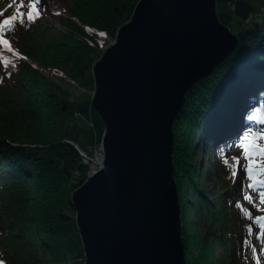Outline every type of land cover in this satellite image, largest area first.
I'll return each mask as SVG.
<instances>
[{
	"label": "trees",
	"instance_id": "obj_1",
	"mask_svg": "<svg viewBox=\"0 0 264 264\" xmlns=\"http://www.w3.org/2000/svg\"><path fill=\"white\" fill-rule=\"evenodd\" d=\"M139 1L65 0L59 23L67 32L60 37L53 36L42 18L47 11L43 0L38 3L40 15L31 21L26 16L27 0L23 4L11 0L0 15L3 21L18 10L25 13L23 24L18 18L4 29L16 54L0 46V261L4 264H85L71 197L84 182L87 167L76 146L88 151L97 142L94 123L91 128L75 116L79 111L71 88L78 85L88 99L92 97L93 67L120 27L131 20ZM250 20L239 48L187 94L174 124L175 178L187 264H264V229L254 219L264 216L260 210L264 206L257 200L264 188L250 189L243 169L233 178L235 167L224 163L230 154L240 156L234 143L239 134L264 129V16ZM28 61L63 73V82L50 81ZM196 146L211 164L218 161L209 184L198 173V156L193 160ZM248 195L253 200L244 198ZM193 206L202 211L204 234L191 230Z\"/></svg>",
	"mask_w": 264,
	"mask_h": 264
},
{
	"label": "water",
	"instance_id": "obj_2",
	"mask_svg": "<svg viewBox=\"0 0 264 264\" xmlns=\"http://www.w3.org/2000/svg\"><path fill=\"white\" fill-rule=\"evenodd\" d=\"M240 22L224 23L217 0H140L95 63L104 159L71 197L85 264H187L174 124L239 48Z\"/></svg>",
	"mask_w": 264,
	"mask_h": 264
},
{
	"label": "rangeland",
	"instance_id": "obj_3",
	"mask_svg": "<svg viewBox=\"0 0 264 264\" xmlns=\"http://www.w3.org/2000/svg\"><path fill=\"white\" fill-rule=\"evenodd\" d=\"M231 3V0H217V11L219 14L220 19L224 23H229L232 20H241L244 22L249 21L251 18H257L258 20H261L264 16V0H232V3L236 4L235 10H233L228 3ZM10 3V0H0V14L4 12ZM44 5L48 6L49 10L52 11L53 14H45L43 15L44 20H47V26H50V29H52V33L54 37H60L63 33H66L67 30L62 26V24L59 23V16H56L55 14H60L64 12L65 9V0H43ZM231 3V4H232ZM81 28H85L84 24L78 23ZM233 24H236L234 22ZM250 23H248V26ZM83 26V27H82ZM241 29H245L246 25L239 26ZM236 28V27H235ZM238 29V28H236ZM235 29V30H236ZM118 33V32H117ZM116 39H111L110 43L112 44L115 42ZM101 58V57H100ZM98 61V60H97ZM49 79V78H47ZM60 79H49L52 82L56 83H62L63 80ZM94 90L92 91L91 98H87L84 93V89L80 88L78 85L73 86L71 88V93L73 95V100L77 104L78 111L81 113L82 117L79 118L80 120H83V122L87 123L89 127L92 128V124L94 123V130L96 133L95 141L102 145L103 136L105 133V126L104 123L99 116V114L93 110L91 106V101L93 99ZM93 122V123H92ZM198 142V141H197ZM195 158L194 161H197V156L199 160V174L202 173L207 179L204 181L205 183H210L209 176L212 174L213 170L217 166V159L215 160V163H210L207 160V157H203V153L206 152L203 151L201 146H196L194 150ZM234 157H236L233 154H230L228 156V163L235 167V160ZM104 159V155H103ZM175 164V163H174ZM75 178V177H74ZM176 179V178H175ZM86 180V179H85ZM78 182V178L74 180ZM177 182V181H176ZM178 184V183H177ZM180 196V195H179ZM188 197L190 200L193 198L192 191L189 190ZM257 200H260V198H257ZM181 202V201H180ZM260 205V203H259ZM202 211L199 206H193L189 211V217L191 221H195V227H192V231H197L200 235L204 234V227L202 223ZM184 239V237H183ZM82 243V242H81ZM83 250V247H82ZM85 257V255H84Z\"/></svg>",
	"mask_w": 264,
	"mask_h": 264
},
{
	"label": "snow or ice",
	"instance_id": "obj_4",
	"mask_svg": "<svg viewBox=\"0 0 264 264\" xmlns=\"http://www.w3.org/2000/svg\"><path fill=\"white\" fill-rule=\"evenodd\" d=\"M21 4L24 0H20ZM28 11L26 12L27 20L31 21L40 15V9L38 8L39 0H27ZM25 13L18 10V14L9 16L3 21H0V45H3L8 51H13L10 45V41L4 36V29L9 28L14 21L19 18L21 24L24 23ZM19 55V53H17ZM4 65L7 66L8 61H3ZM255 120L256 117H250ZM261 122H264L262 120ZM235 146L241 149V154L238 157H234L235 168L231 172V176L235 178L238 174L243 173L246 175L249 181L248 187L250 189L264 188V129L252 130L245 129L242 134L238 135V139L234 141ZM243 161V164H241ZM224 163L227 165L228 161ZM247 200H253L248 195L244 197ZM260 204L264 206V190L259 192ZM254 202V201H253ZM261 211H264V207H261ZM247 216L252 219V213L248 212ZM256 223L260 229H264V216H256ZM0 264H4L0 261Z\"/></svg>",
	"mask_w": 264,
	"mask_h": 264
},
{
	"label": "built area",
	"instance_id": "obj_5",
	"mask_svg": "<svg viewBox=\"0 0 264 264\" xmlns=\"http://www.w3.org/2000/svg\"><path fill=\"white\" fill-rule=\"evenodd\" d=\"M230 6L232 8H235L233 4H231ZM34 67L38 68L41 71V73L48 78H51V79H56V78H61V77L64 78L63 73L56 71L54 69L40 68L35 64H34ZM75 116L77 118L82 117V115L79 112H77ZM76 148L81 156V163L87 167V173H86V178H85L87 179L88 177L92 176L95 172H97L102 167L103 155H104L103 147L102 145L96 143L92 145L88 151L81 150L77 146ZM74 177L75 178L80 177L79 171H76L74 173Z\"/></svg>",
	"mask_w": 264,
	"mask_h": 264
}]
</instances>
